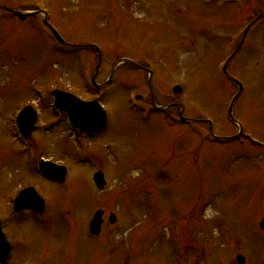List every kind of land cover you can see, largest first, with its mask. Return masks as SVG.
I'll use <instances>...</instances> for the list:
<instances>
[{"label": "rangeland", "instance_id": "rangeland-1", "mask_svg": "<svg viewBox=\"0 0 264 264\" xmlns=\"http://www.w3.org/2000/svg\"><path fill=\"white\" fill-rule=\"evenodd\" d=\"M0 6L47 10L64 42L97 46L95 82L106 84L102 96L88 86L97 65L92 50L55 46L39 15L18 21L1 12L0 217L10 264H237V255L243 264H264V16L256 18L264 15V0H0ZM233 51L228 75L244 88L233 119L262 146L208 138L206 120L220 138L237 133L226 112L237 90L220 73ZM175 86L182 92L175 94ZM52 90L98 98L105 126L90 136L69 130L51 110ZM130 95L142 110L131 107ZM152 100L173 115L181 107L202 128L173 124ZM26 105L39 113L31 155L14 128ZM36 156L66 167L64 183L33 173L28 162ZM98 171L102 189L93 182ZM28 187L45 202L40 219L12 211L17 190ZM97 211L103 224L92 236L88 224Z\"/></svg>", "mask_w": 264, "mask_h": 264}, {"label": "water", "instance_id": "water-1", "mask_svg": "<svg viewBox=\"0 0 264 264\" xmlns=\"http://www.w3.org/2000/svg\"><path fill=\"white\" fill-rule=\"evenodd\" d=\"M56 37L58 38L57 35ZM175 91H177V89ZM53 95L55 97V107L60 109V111L67 113L73 127L83 131H94L104 125L106 119L105 113L100 109L97 102L84 103L71 95L60 93L58 91L54 92ZM22 116L23 118L21 119ZM21 117L18 120L20 129L22 132L25 131L26 135H29L33 130V124L36 119L35 113L32 109L27 108L22 112ZM47 168L50 171V175L48 176L50 180L57 183L64 182L66 176L64 168L52 166L50 164H48ZM94 181L98 187H103L104 180L101 173H97L94 176ZM23 209H33L39 214L43 212V201L35 191H23L21 196L15 200L14 211L17 212ZM109 222H115V217L113 215L110 216ZM101 223V212H97L90 223V233L97 235L100 232ZM259 226L264 231V218ZM8 251L9 245L0 229V261L2 263L5 262V257L7 256ZM236 262L237 264H243L244 258L241 255H238L236 256Z\"/></svg>", "mask_w": 264, "mask_h": 264}]
</instances>
